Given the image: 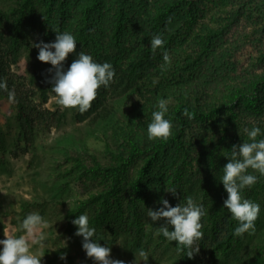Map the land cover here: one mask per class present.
<instances>
[{
    "label": "trees",
    "instance_id": "trees-1",
    "mask_svg": "<svg viewBox=\"0 0 264 264\" xmlns=\"http://www.w3.org/2000/svg\"><path fill=\"white\" fill-rule=\"evenodd\" d=\"M205 1L214 0H0V78L7 81L15 99L10 100L6 91L0 94L16 108L23 153L34 145L38 133L59 129L67 118L65 110L46 107L55 96L49 82L55 69L37 59L39 49L33 44L53 42L55 31H68L78 43L64 62L65 69L81 51L115 68L110 86L98 89L91 107L77 113L79 123L110 115V98L137 84L128 120L113 127L117 144L107 141L104 155L81 145L77 149L82 154L65 156L78 181L97 180L103 186L67 212L68 234L77 232L72 220L92 210L90 222L96 228L114 231L128 224L129 208L134 216L130 224L137 235L142 234L143 213L139 214L136 199L142 198L155 210L163 206L161 198L170 204L178 201L186 165L194 169L190 174L194 183L217 188L214 204L221 207L220 201L227 198L225 189L223 195L219 192V184L232 146L248 140L245 127L258 125L264 131V54L257 69L245 68L239 53L247 42L242 38L224 41L232 22L253 18L245 12L251 2L220 0L225 3L221 17L231 16L213 24L199 19L198 4ZM251 1L264 10L263 0ZM258 17L254 26L263 21ZM157 33L165 38L164 49L170 55L167 64L162 49L153 54L150 48V39ZM27 44L43 75L37 88L12 70ZM160 98L169 100L172 134L166 140H149L147 126ZM185 108L194 113L193 119L183 114ZM171 187L177 188V195L165 191ZM252 188L258 197L263 195L264 176ZM255 224V233L244 236L261 241L247 245L244 264H264V204ZM180 254L185 264H194L186 252Z\"/></svg>",
    "mask_w": 264,
    "mask_h": 264
},
{
    "label": "rangeland",
    "instance_id": "rangeland-1",
    "mask_svg": "<svg viewBox=\"0 0 264 264\" xmlns=\"http://www.w3.org/2000/svg\"><path fill=\"white\" fill-rule=\"evenodd\" d=\"M222 2L214 0L199 3V19L213 24L228 21L225 19H229L231 13H225V19L221 17V5L225 4ZM247 2L251 4L245 12H251L253 18L249 21L240 18L232 22L224 41L230 43L242 38L247 42L239 53L240 61L245 68L252 66L257 69L260 56L264 54V10L251 0ZM226 10H231L230 5H226ZM258 16H262L263 21L254 26ZM12 70L25 77L32 88L38 87L43 76L28 44L23 47L19 61ZM136 86L137 84H131L110 98V115L84 123L77 121V109L63 108L57 103L56 97L52 96L46 107L65 110L67 118L59 129L38 133L34 145L27 153H23L24 145L19 137L16 108L0 94V239L6 238L5 235L23 234L18 227L19 221L28 213L39 211L49 221L48 227L44 229L47 239L42 250L44 256L41 264H97L83 250V237L66 232V214L103 186L97 180L87 183L78 181L76 172L65 160V156L69 153L82 154V150L77 149L81 145H88L104 155L107 141L117 144L112 135L113 127L128 120L129 108L135 101L133 91ZM184 171L180 198L171 205L176 206L183 202L184 196L193 195L198 203H203L206 211L201 219L203 238L198 241L200 251L193 258V263L244 264L245 251L249 248L247 245L259 243L261 238L249 240L248 236H234L233 230L237 222L224 208L223 200L220 201L221 207L212 201L217 194L214 184L194 183L190 178L194 171L191 166L186 165ZM223 190L220 182L219 192L222 195ZM244 195L259 202L261 206L264 204V194L258 197L252 187L246 188ZM128 198L131 200L132 197ZM136 204L140 208L139 214L143 213L142 234L137 235L136 229L130 224L134 218L131 208L127 216L128 224L122 223L114 231L96 228L97 236H103L107 240H100V243L111 247V258L122 260L125 264H185L176 244L155 234L157 227L164 224L161 220L153 223L148 218L147 208L155 209L147 207L142 198L136 199ZM93 212L94 210L87 212L89 219ZM241 243L244 245L240 246ZM35 247L33 246L34 249ZM140 248L147 251V262L139 256L135 257L134 253Z\"/></svg>",
    "mask_w": 264,
    "mask_h": 264
},
{
    "label": "clouds",
    "instance_id": "clouds-1",
    "mask_svg": "<svg viewBox=\"0 0 264 264\" xmlns=\"http://www.w3.org/2000/svg\"><path fill=\"white\" fill-rule=\"evenodd\" d=\"M55 32L53 42L40 41L33 44V47L39 49L37 59L50 63L55 69V74L49 82L52 84L51 91L55 94L57 103L63 108L77 109L83 113L91 107L98 89H107L110 86L116 70L110 62H97L92 55L84 51L79 52L65 69L64 62L69 54L75 53L78 41L71 32ZM164 45L163 33L152 35L150 48L153 54L162 49L163 61L167 64L170 62V55ZM51 71L52 69H49V72ZM0 91H6L10 100L15 99L14 91L8 89L7 81L3 78H0ZM153 107L152 119L147 126L148 139L166 140L172 134L173 128V121L167 118L169 100L160 98ZM183 114L189 119L194 118V113H190L187 108ZM244 132L248 140L232 146L231 157L222 168L223 174L220 177V182L228 194L223 206L237 222L233 230L236 237H243L246 233L251 235L256 231L255 222L260 215L261 204L247 198L244 190L251 188L260 176H264V138L257 139L264 137V131L260 126L253 125L251 128L245 127ZM165 191L177 195L175 187ZM160 204L163 206L158 210L147 208V216L153 223L164 220V224L157 227L155 234L163 236L167 241H175L178 253L186 252L188 258H194L200 251L198 241L203 238L201 219L206 214L203 203H198L193 195H187L183 197V202L176 206H172L164 198H161ZM72 223L77 226L76 235L83 237L82 248L87 257L93 258L97 264H125L122 260L111 258V247L100 243V240L106 239L97 236V229L90 223L87 213L79 214ZM48 225L49 221L39 211H32L24 216L18 224L23 234L5 235L6 238L0 239V264H41L44 256L42 250L47 239L44 229ZM33 246H36L35 249ZM134 254L145 262L149 258L143 248Z\"/></svg>",
    "mask_w": 264,
    "mask_h": 264
}]
</instances>
